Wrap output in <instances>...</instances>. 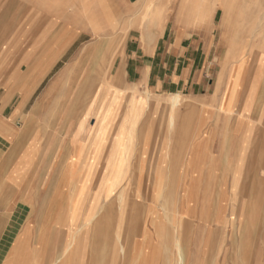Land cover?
<instances>
[{
	"label": "crops",
	"instance_id": "0c3cea01",
	"mask_svg": "<svg viewBox=\"0 0 264 264\" xmlns=\"http://www.w3.org/2000/svg\"><path fill=\"white\" fill-rule=\"evenodd\" d=\"M114 1L126 36L104 55L102 108L33 131L45 66L0 93V264H260L264 39L230 37L233 18L217 15L234 6L218 0ZM40 2L60 15L78 4ZM59 25L57 48L73 45L75 28ZM115 197L138 213H105Z\"/></svg>",
	"mask_w": 264,
	"mask_h": 264
},
{
	"label": "rangeland",
	"instance_id": "374dc122",
	"mask_svg": "<svg viewBox=\"0 0 264 264\" xmlns=\"http://www.w3.org/2000/svg\"><path fill=\"white\" fill-rule=\"evenodd\" d=\"M92 1L78 0L75 14L60 15L52 13L40 0H0V93L4 92L8 82L16 86L28 82L33 84L36 80L33 78L34 72L41 66L49 70L30 100L29 107L40 101L46 104V109L38 112L35 117L37 120L31 128L33 131L39 129L41 118L50 122L55 119L69 120L66 123L69 126L63 129H71L70 125L74 124V120L88 118L87 111L93 108L95 101L100 103V108L108 101L104 97L99 100L101 95H96L106 79L109 80L111 71V64L104 60V55L109 52L113 58L115 57L124 43L126 31L123 29L120 9L114 0H110L112 7L108 9L102 0ZM218 1L223 7L234 6L235 14L221 15L220 10L217 15V23H220L221 19H228L231 22L233 18L237 31L230 37L235 38L236 34L240 38L264 39V0ZM211 6L214 7L209 5L205 12H201L202 18L212 15ZM62 20L69 24L67 27L75 23L72 27L78 36L73 45L57 48L59 23ZM87 46H93L94 52L86 54ZM61 50L64 53L62 59L57 63L50 61ZM111 98L115 108H118L120 95L113 94ZM19 99L21 96L16 94L14 101ZM113 113L111 118L115 117L116 111ZM111 180L112 184L118 183L119 175H112ZM110 191L112 193L114 190ZM133 198L135 201V194ZM131 203L132 201L128 200L121 205L119 199L115 197L105 213L112 215L138 213ZM33 213H39L38 206L33 209ZM114 225L118 227L120 224ZM244 225L250 232L257 230L255 234L258 233L259 227L263 228L261 223ZM253 240L260 243L264 241L260 238ZM254 247L252 245V249ZM260 248L264 252V246ZM259 263H264L263 255L260 256Z\"/></svg>",
	"mask_w": 264,
	"mask_h": 264
}]
</instances>
